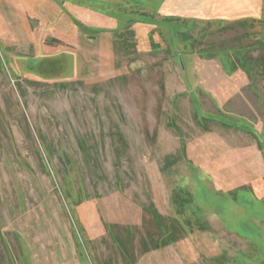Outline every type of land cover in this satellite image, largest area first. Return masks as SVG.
Here are the masks:
<instances>
[{"label":"rangeland","instance_id":"obj_1","mask_svg":"<svg viewBox=\"0 0 264 264\" xmlns=\"http://www.w3.org/2000/svg\"><path fill=\"white\" fill-rule=\"evenodd\" d=\"M166 1L0 0V264H264V0Z\"/></svg>","mask_w":264,"mask_h":264},{"label":"crops","instance_id":"obj_2","mask_svg":"<svg viewBox=\"0 0 264 264\" xmlns=\"http://www.w3.org/2000/svg\"><path fill=\"white\" fill-rule=\"evenodd\" d=\"M205 0H202L198 7L195 8H183L178 5H176L173 0H167L165 3L164 10L168 12L174 13H182L185 16L193 15V13L197 12L199 15H204L206 13L205 18H222L232 21H237L240 19H244L248 17L247 15H250L253 17V15H256V9L259 8V5H253L255 0H247V4L244 2L246 0H212V3H214V6H216V3H218V6L214 9L206 4V6L203 4ZM250 1V3H249ZM211 2V1H210ZM223 6L221 7V5ZM225 5V6H224Z\"/></svg>","mask_w":264,"mask_h":264},{"label":"trees","instance_id":"obj_3","mask_svg":"<svg viewBox=\"0 0 264 264\" xmlns=\"http://www.w3.org/2000/svg\"><path fill=\"white\" fill-rule=\"evenodd\" d=\"M259 42H261V44L264 45V40H263V39H262L261 41H259ZM241 65H242V64H240V63H235V64H234L235 67H238V66H239V67H242L243 65H242V66H241ZM243 67H244V66H243ZM243 67H242V68H243Z\"/></svg>","mask_w":264,"mask_h":264},{"label":"water","instance_id":"obj_4","mask_svg":"<svg viewBox=\"0 0 264 264\" xmlns=\"http://www.w3.org/2000/svg\"><path fill=\"white\" fill-rule=\"evenodd\" d=\"M183 61L181 60L179 63H181V67H182V69H183V67H184V63H182Z\"/></svg>","mask_w":264,"mask_h":264}]
</instances>
